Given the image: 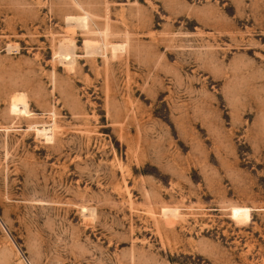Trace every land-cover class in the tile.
<instances>
[{
  "label": "rangeland",
  "instance_id": "obj_1",
  "mask_svg": "<svg viewBox=\"0 0 264 264\" xmlns=\"http://www.w3.org/2000/svg\"><path fill=\"white\" fill-rule=\"evenodd\" d=\"M0 264H264V0H0Z\"/></svg>",
  "mask_w": 264,
  "mask_h": 264
},
{
  "label": "bare ground",
  "instance_id": "obj_2",
  "mask_svg": "<svg viewBox=\"0 0 264 264\" xmlns=\"http://www.w3.org/2000/svg\"><path fill=\"white\" fill-rule=\"evenodd\" d=\"M88 45V43H87ZM100 46V45H99ZM115 47V46H114ZM121 47V46H120ZM64 48V47H63ZM70 48V47H69ZM116 48V47H115ZM71 50V49H70ZM118 50V49H117ZM62 52H68L67 50H63ZM74 52V51H73ZM71 53V52H70Z\"/></svg>",
  "mask_w": 264,
  "mask_h": 264
}]
</instances>
